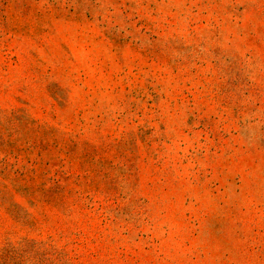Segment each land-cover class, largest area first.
Here are the masks:
<instances>
[{
	"label": "rangeland",
	"instance_id": "1",
	"mask_svg": "<svg viewBox=\"0 0 264 264\" xmlns=\"http://www.w3.org/2000/svg\"><path fill=\"white\" fill-rule=\"evenodd\" d=\"M0 264H264V0H0Z\"/></svg>",
	"mask_w": 264,
	"mask_h": 264
}]
</instances>
